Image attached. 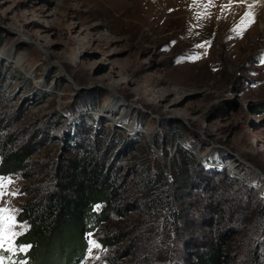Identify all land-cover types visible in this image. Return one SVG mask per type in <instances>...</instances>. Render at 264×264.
Segmentation results:
<instances>
[{
	"label": "rangeland",
	"instance_id": "374dc122",
	"mask_svg": "<svg viewBox=\"0 0 264 264\" xmlns=\"http://www.w3.org/2000/svg\"><path fill=\"white\" fill-rule=\"evenodd\" d=\"M263 23L264 0H0L8 130L35 135L34 158L46 165L107 146L132 218L140 174L161 169L170 189L179 146L204 169L226 165L205 170L237 173L264 200ZM37 183L0 177V264H26L16 216ZM255 232L245 238L264 264V231ZM97 235L84 264H98Z\"/></svg>",
	"mask_w": 264,
	"mask_h": 264
},
{
	"label": "trees",
	"instance_id": "16d2710c",
	"mask_svg": "<svg viewBox=\"0 0 264 264\" xmlns=\"http://www.w3.org/2000/svg\"><path fill=\"white\" fill-rule=\"evenodd\" d=\"M2 87L0 177L38 181L24 190L27 198L16 216L26 225L15 240L28 246L26 264H84L88 235L95 232L98 264H260L259 246L245 237L252 229L258 236L264 231V200L238 179L207 172L179 146L170 157V189L161 169L156 176L149 169L140 174L141 212L132 218L109 148L68 149L65 157L40 164L35 135L14 138L8 130Z\"/></svg>",
	"mask_w": 264,
	"mask_h": 264
},
{
	"label": "water",
	"instance_id": "95a60500",
	"mask_svg": "<svg viewBox=\"0 0 264 264\" xmlns=\"http://www.w3.org/2000/svg\"><path fill=\"white\" fill-rule=\"evenodd\" d=\"M201 164L203 165V166H205V164H204V162H201ZM243 164V163H242ZM243 166L244 167H248L249 169H251L252 170V168L249 166V165H245V164H243ZM226 165H221V166H211V167H207V166H205V169L206 170H208V171H222V170H224V169H226ZM228 176L230 177V178H232V177H234V178H238L240 181H242L243 183H246L245 181H243L240 177H239V175L237 174V173H235V172H233V171H231L229 174H228ZM168 183H169V185L170 186H172V179H168ZM246 184H248V185H251L250 183H246ZM253 186V185H252ZM253 187H255V186H253ZM260 195V194H259ZM261 196V195H260Z\"/></svg>",
	"mask_w": 264,
	"mask_h": 264
},
{
	"label": "bare ground",
	"instance_id": "6f19581e",
	"mask_svg": "<svg viewBox=\"0 0 264 264\" xmlns=\"http://www.w3.org/2000/svg\"><path fill=\"white\" fill-rule=\"evenodd\" d=\"M261 26H262V28H263V30H264V23H263Z\"/></svg>",
	"mask_w": 264,
	"mask_h": 264
}]
</instances>
